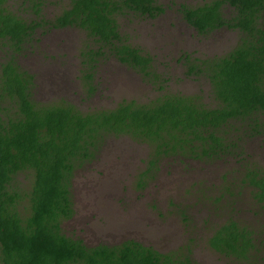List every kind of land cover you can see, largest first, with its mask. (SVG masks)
Returning <instances> with one entry per match:
<instances>
[{"label":"trees","instance_id":"obj_1","mask_svg":"<svg viewBox=\"0 0 264 264\" xmlns=\"http://www.w3.org/2000/svg\"><path fill=\"white\" fill-rule=\"evenodd\" d=\"M11 1L0 0V264H198L183 252L161 253L134 240L87 247L63 233L61 223L74 214V172L93 161L110 137L147 145L139 188L152 180L164 159L233 157L244 170L238 183L250 190L255 203L264 204V167L243 166L247 152L233 151L239 144L232 134L237 123L252 128L264 116V0L180 4L183 21L198 35L221 28L241 35L224 55L186 53L178 59L184 77L208 83L210 104L198 95L172 91L153 57L121 35L119 16L153 19L164 12L154 0H70L52 18L44 17V0H21L19 7ZM62 29L82 31L88 40L78 52L87 97L95 90L100 62L108 57L139 74L154 96L88 110L65 99L36 101V76L19 58L32 56L45 33ZM256 232L228 219L212 230L206 247L245 262L257 246L264 248Z\"/></svg>","mask_w":264,"mask_h":264},{"label":"rangeland","instance_id":"obj_2","mask_svg":"<svg viewBox=\"0 0 264 264\" xmlns=\"http://www.w3.org/2000/svg\"><path fill=\"white\" fill-rule=\"evenodd\" d=\"M20 1L11 2L19 7ZM69 1L44 0V17L52 18ZM154 1L164 12L153 19L132 13L119 16L121 35L153 57L157 73L169 78L172 91L198 95L210 104L208 83L202 78L184 77V64L178 59L186 53L192 57L224 55L239 42L240 33L221 28L198 35L190 28L181 17L180 4L196 6L205 0ZM229 11L223 10L226 17ZM87 41L77 29L49 31L35 50L32 48V56L19 58L22 67L36 76V101L65 99L88 110L113 108L123 99L146 102L154 96L151 85L139 74L108 57L100 62L94 75L95 90L87 97L79 79L78 59L79 49ZM237 128L232 134L240 147L233 151L247 152L243 166L264 167V116L258 126L237 123ZM148 153L147 145L128 137L107 138L97 157L74 172V214L61 223L63 233L80 239L87 247L134 240L161 253L183 252L198 264H264L262 246H257L258 251L245 262L206 247L212 230L228 219L257 230L258 243L264 240V204L255 203L250 190L238 183L244 170L233 157L214 161L164 159L152 180L139 188L138 177L145 169Z\"/></svg>","mask_w":264,"mask_h":264},{"label":"flooded vegetation","instance_id":"obj_3","mask_svg":"<svg viewBox=\"0 0 264 264\" xmlns=\"http://www.w3.org/2000/svg\"><path fill=\"white\" fill-rule=\"evenodd\" d=\"M54 31V30H53Z\"/></svg>","mask_w":264,"mask_h":264}]
</instances>
